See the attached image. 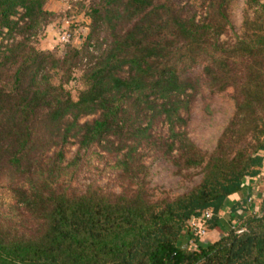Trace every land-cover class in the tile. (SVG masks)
<instances>
[{
    "label": "trees",
    "instance_id": "1",
    "mask_svg": "<svg viewBox=\"0 0 264 264\" xmlns=\"http://www.w3.org/2000/svg\"><path fill=\"white\" fill-rule=\"evenodd\" d=\"M45 1L0 0V264H264V197L255 214L242 196L264 182V4L244 0L242 33L224 44L234 0H199V17L177 0H89L83 44L71 33L57 53L31 44L56 16ZM221 96L224 123L203 148L192 113L207 100L211 127ZM95 149L114 160L118 190L81 188ZM229 200L236 215L223 226ZM191 222L221 235L192 247Z\"/></svg>",
    "mask_w": 264,
    "mask_h": 264
},
{
    "label": "rangeland",
    "instance_id": "2",
    "mask_svg": "<svg viewBox=\"0 0 264 264\" xmlns=\"http://www.w3.org/2000/svg\"><path fill=\"white\" fill-rule=\"evenodd\" d=\"M181 5L190 6L191 10L197 11V17H199L203 11L201 9V4L199 0H177ZM89 0H46L44 4V9L52 10L56 16L52 21L45 26H41L40 30L34 35L31 39V44L34 45L39 50H50L61 53L65 43L59 41V36L61 34L60 30L64 28H69L72 33V43L74 46H81L85 40L86 35L89 30L90 20L86 15V9L88 6ZM261 4H264V0H260ZM244 7V0H234L231 8V28L227 33L219 36L218 40L220 43L230 44L235 41L237 36H240L242 33L241 21H242V12ZM5 32V29H3ZM3 35H0V43H5L6 39L2 38ZM80 71L76 70L73 74V77L77 80L66 84L65 88L68 89L71 93V96L76 99L78 90L80 89V84L78 83ZM57 82V79H55ZM202 98V96H201ZM200 97H198V102L196 104L195 110L192 113L191 123H190V134L195 139L197 144L203 148H206L214 144L215 138L218 135L221 125L224 123V117L222 112L226 114L227 112V100L221 97L215 99V108H220L219 111L215 112L213 118L214 123L211 127L206 126V118L204 113V106L208 102L207 100L200 102ZM203 111V112H202ZM204 113V114H203ZM94 116H86L81 119V121L86 119H91ZM160 133H165L167 128L166 126L159 122L155 128ZM77 144L74 139L71 140V144H68L64 147L65 158L69 160L74 157L77 152ZM81 154L83 150L80 151ZM143 155L146 163H151L153 166V172L155 173V180L158 179L167 180L168 172L164 170H158L165 168L164 164H161V160L157 157L154 149H145L143 150ZM84 165L82 166L79 182L81 183V188H84L88 183L95 182L103 188H109L118 190L116 182V169L114 167V160L107 154L95 149L94 152H87L83 159ZM159 168H158V167ZM166 176V177H165ZM258 183V181H256ZM263 183V182H262ZM259 184V183H258ZM264 191V190H263ZM262 191V192H263ZM254 196H249V200H256L258 204L264 197V193L260 197L259 201L256 198V192L253 193ZM4 202L10 204L11 198L9 196H3ZM228 210V209H227ZM225 210L222 213V218L228 220L230 218V212ZM253 213L261 214L260 205H256ZM230 226L232 222L229 220Z\"/></svg>",
    "mask_w": 264,
    "mask_h": 264
},
{
    "label": "built area",
    "instance_id": "3",
    "mask_svg": "<svg viewBox=\"0 0 264 264\" xmlns=\"http://www.w3.org/2000/svg\"><path fill=\"white\" fill-rule=\"evenodd\" d=\"M70 38H71V32L69 31V29L64 28L62 30L60 36H59V41L62 42V43H66V42H68L70 40ZM256 205H258V204L256 203ZM212 215H213L212 210L211 209H206V210L203 211V213L201 215V218L203 220H208V219H210L212 217ZM243 230H244V228H239V229L236 230V232L240 233ZM189 231L191 232V235H190V238H189L188 242H189V244L192 247H196L197 239L200 238V237L205 236V234L207 232L205 224H198L197 225L196 222L195 223L191 222Z\"/></svg>",
    "mask_w": 264,
    "mask_h": 264
},
{
    "label": "crops",
    "instance_id": "4",
    "mask_svg": "<svg viewBox=\"0 0 264 264\" xmlns=\"http://www.w3.org/2000/svg\"><path fill=\"white\" fill-rule=\"evenodd\" d=\"M259 183V184H258ZM257 182H251L249 181L248 184L249 186L245 187L244 190L242 191V196H245L247 194L251 195V196H254V192H256V198L260 201L261 200V196H262V193H264V182L263 183H260L259 181ZM263 191V192H262ZM264 195V194H263ZM256 200H252V202H254ZM235 201H232V200H229V203L226 204L224 206V208L221 209L220 211V219H221V224L224 226L226 225L227 222H229V220H232L231 218L234 217L236 214H234L232 211H231V208L234 204ZM257 203V202H256ZM228 209V210H227ZM227 210L231 213V216L228 220H225L222 218V213H224V211ZM221 235V231L220 229H212L211 231L207 232V235L206 236H209L210 238H217Z\"/></svg>",
    "mask_w": 264,
    "mask_h": 264
}]
</instances>
